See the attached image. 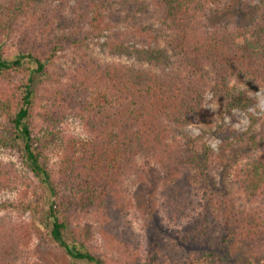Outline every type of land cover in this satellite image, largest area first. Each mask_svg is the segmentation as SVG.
<instances>
[{"label":"trees","instance_id":"16d2710c","mask_svg":"<svg viewBox=\"0 0 264 264\" xmlns=\"http://www.w3.org/2000/svg\"><path fill=\"white\" fill-rule=\"evenodd\" d=\"M127 1L139 0L87 5L96 21ZM144 2L152 20L145 36L125 37L112 51L134 50L145 67L83 59L44 97L43 138L68 118L84 132L61 138L54 169L31 125L33 84L45 66L28 44L11 59L0 50V150L17 153L25 170L0 161V196L27 188L29 173L47 195L43 206L1 201L0 264L25 263L19 220L27 211L33 219L43 211L34 224L40 244L64 264H264V104L251 95L264 91V0L229 5L226 14L247 20L230 26L202 22L200 10L215 0ZM19 3L17 15L31 5ZM157 37L164 50L151 47ZM137 39L139 49L127 46ZM208 90L220 98L217 115L204 108ZM232 110L246 117L244 131L221 121ZM192 125L201 135L176 144ZM205 128L217 154L202 141ZM131 179L149 209L144 240L129 217ZM79 215L94 221L93 231L74 223Z\"/></svg>","mask_w":264,"mask_h":264},{"label":"rangeland","instance_id":"374dc122","mask_svg":"<svg viewBox=\"0 0 264 264\" xmlns=\"http://www.w3.org/2000/svg\"><path fill=\"white\" fill-rule=\"evenodd\" d=\"M259 1L215 0L218 5L212 4L209 8L204 7L200 10L199 16L203 20L202 22L209 25H211V22H215L220 26L228 24L230 26L239 22L244 24L243 22L247 20H239L236 16L226 14L228 10H231L229 5L236 3L237 9L245 10L247 6L258 4ZM19 2L30 3L31 5L24 13L17 15L16 8L20 4ZM87 2L88 0H0V50L3 58H13L20 47L28 44L33 47L37 58H40L45 66L44 78L42 79L40 75H36L37 80H34L33 84L35 90L33 100L34 107L35 105L36 107L32 111L31 125L34 134L40 139L39 144L44 146L42 149L43 162L48 169H54L59 163L62 150L59 146L61 138L67 136L82 137L84 135L81 125L70 118L60 122L55 131L51 135H47L48 137L43 138L40 133L41 124L38 114L44 105L43 99L50 91L66 82V73L73 64L88 59L96 60L97 63L146 66L144 62L140 61L139 55L134 50L112 51V47L119 41H124L125 37L130 39L145 36L144 29L147 30L152 22L146 2L144 0H139L137 3L127 1V4L116 6L117 10L109 11L108 17L104 14L96 21L92 20L93 15ZM8 13L15 16V18L10 20ZM223 13L226 16L221 17ZM31 14H33L32 17ZM148 37H151V33H148ZM156 41L158 44H151V47L164 50L161 39L157 37ZM53 45L59 47V49L50 51ZM129 45L135 49L141 47L139 39L133 42L128 41L127 46ZM251 95L260 104H264V91ZM204 99V108L217 115L220 109L218 95H215L214 91L208 90ZM232 115L233 119L225 116L221 121L232 129L244 131L247 127V119L244 114L239 110H232ZM2 121L3 118L0 115V123ZM221 121L218 120L219 123ZM201 132V129L194 125L188 126L183 132L176 135L175 143L182 146L184 136L197 137L201 135ZM202 136V141L217 154L219 141L207 128L204 129ZM0 161L13 162L17 170L24 176L25 170L17 153L0 150ZM27 181V188L0 196V203L1 201H7L14 206L21 203L43 206V200L47 197L44 186L30 173ZM127 194L130 202L129 217L131 218V224L138 232L140 239H147L144 228L149 218V209L145 205L144 189L139 188L138 179H131L127 184ZM8 210L12 212L13 218H18L20 214L18 210L14 208ZM21 216L19 222L22 223V245L26 255L24 264H64L66 261L59 253L54 254L47 251L40 244L41 240L38 235L40 233L35 229L34 224L40 222L43 211L34 219L31 211H27ZM74 223L83 227L85 231H93L94 221L92 219L79 215L75 217ZM151 236H154V234H151Z\"/></svg>","mask_w":264,"mask_h":264}]
</instances>
